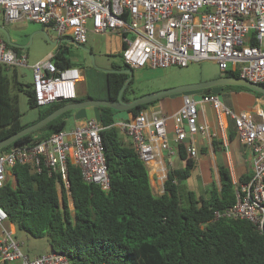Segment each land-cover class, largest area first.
I'll return each mask as SVG.
<instances>
[{
	"label": "built area",
	"instance_id": "built-area-1",
	"mask_svg": "<svg viewBox=\"0 0 264 264\" xmlns=\"http://www.w3.org/2000/svg\"><path fill=\"white\" fill-rule=\"evenodd\" d=\"M35 22L53 29L57 37H69L85 44L88 32L121 35L122 59L131 69L185 67L190 62L213 60L222 73L236 71L252 83H264V0H0V21ZM52 53L32 68V89L38 106L77 97L82 69L60 68ZM0 63L6 67L27 65V57L16 53L0 38ZM210 103L216 129L199 123V105ZM231 119L240 143L249 151L252 171L247 181H234V203L215 211V217L244 219L258 229L264 225V101L258 97L249 110L233 111L214 93L200 101L183 95L182 105L171 115L160 110L141 111L116 126L125 133L145 163L156 159L157 151L177 155L182 147L195 160L198 148L193 139L209 140L225 133ZM172 121L170 146L168 122ZM98 119L85 118L69 130L53 132L33 146H11L0 151V188L13 177L17 164H30L61 175L68 189L67 161L75 164L87 183L109 189ZM188 139V141L186 140ZM69 193V192H68ZM6 223L9 226H6ZM69 264L60 253L29 257L14 237L6 212L0 206V264Z\"/></svg>",
	"mask_w": 264,
	"mask_h": 264
},
{
	"label": "trees",
	"instance_id": "trees-1",
	"mask_svg": "<svg viewBox=\"0 0 264 264\" xmlns=\"http://www.w3.org/2000/svg\"><path fill=\"white\" fill-rule=\"evenodd\" d=\"M56 46L57 51L51 57L53 63L60 68H81L64 55L61 43ZM8 47L18 52L17 47ZM123 66L131 69L123 59L112 68ZM221 76L239 77V74L226 71ZM127 77L121 72L105 73V99L116 100ZM133 82L134 78L124 90L123 100L135 98L131 96ZM217 87L245 90L261 97L243 86ZM217 87L201 92L211 94ZM18 91L26 93L30 107H41L35 102L32 84L24 89L16 67L0 63V141L28 125L20 120ZM75 100L85 98L77 95ZM159 100L138 105L126 113L135 117ZM68 101L72 100L44 106L37 120ZM95 108L102 127L109 189L104 191L85 182L79 168L69 159L68 189L59 174L50 175L45 168L36 171L30 164H17L11 169L14 184L7 181L0 188V206L15 229L32 238L46 239L48 253L64 254L69 264H264V225L260 230L244 219L215 217V211L221 212L235 201L234 183L227 166H218V183L212 181L204 194H197L181 183L190 176L195 161L180 147L184 167L168 173L163 192L154 194L145 163L131 142L125 143L120 136L115 118L119 111L106 106ZM71 114L72 110L62 113L0 151L14 145L33 146L53 132L64 130L66 118ZM232 135L231 130L229 136ZM248 178L241 177L237 182Z\"/></svg>",
	"mask_w": 264,
	"mask_h": 264
},
{
	"label": "rangeland",
	"instance_id": "rangeland-1",
	"mask_svg": "<svg viewBox=\"0 0 264 264\" xmlns=\"http://www.w3.org/2000/svg\"><path fill=\"white\" fill-rule=\"evenodd\" d=\"M25 23H27V27L20 28L12 26V24L6 23L3 20L0 21V26L6 30L8 36L12 40L16 41L15 43L21 46L26 45V47L23 48L17 47V53L26 55L27 65L16 66L18 81L23 84L24 89L31 87L33 82L31 66L34 62L43 54H48L47 52H51L53 54L57 51V46L47 41L44 34L41 32V30H45L48 36L53 40L57 37L53 29L49 26L44 27L42 24L35 22ZM0 38H5L2 31H0ZM84 45L91 49L95 65L98 68L111 69L113 65L122 63L123 45L121 35L118 33L94 34L92 32H88L87 41ZM61 46L64 49V55L68 57L71 62L80 64L81 66L84 79L77 84L78 97L93 100L105 99V72L94 68H91L90 71L88 68L89 63L87 64V54L75 45L64 42L61 43ZM46 54L44 56H46ZM221 75L222 72L220 71L218 65L211 59H205L199 62H190L185 67L171 66L165 69H133L134 82L131 85L133 89L131 96L139 97L141 95L169 87L209 81L216 79ZM198 92L199 91L191 92L188 94L189 98H193L192 94ZM222 92L220 93V97L223 99L225 91ZM18 104L21 113V123L28 125L37 121L40 112H42L44 108V106L39 108L30 107L27 103V95L24 91H18ZM83 109L84 108L72 110V114L66 118L64 130L69 131L74 127L76 120L75 113H82V111H84ZM125 115H127L126 111H119L115 114V117L117 116V119L121 118V120H126ZM119 132L121 136L122 133L120 129ZM177 163L179 165H183L182 160L179 158H177ZM11 183L14 184L12 179ZM181 183L187 186L186 180H182ZM69 207L72 208L70 201ZM6 226H9V224L6 223ZM14 237L20 243L21 250L24 253H27L29 257H31L32 254H40L48 251V243L44 238H32L17 229L14 232Z\"/></svg>",
	"mask_w": 264,
	"mask_h": 264
},
{
	"label": "crops",
	"instance_id": "crops-1",
	"mask_svg": "<svg viewBox=\"0 0 264 264\" xmlns=\"http://www.w3.org/2000/svg\"><path fill=\"white\" fill-rule=\"evenodd\" d=\"M10 24H12V26L20 28L27 27V23H25V21H19ZM12 41L16 42L15 40ZM47 53L50 54L51 52ZM45 54L39 57L34 62V64L48 55L46 54V56H44ZM222 91H225L223 94V99L220 97V93ZM212 93L216 94L221 102H223L225 105H227L229 108L236 112L242 110H249L253 105H255L258 99V97L255 96L253 93L247 92L245 90H240L236 92L233 90H224L220 87H217L212 90ZM183 95H185V93L167 96L166 98L164 97L154 105L148 107L147 109H149V111L154 109L160 110L164 115H171L175 113L182 105ZM192 96L193 99H195L196 101H200L203 96V93L199 91L198 93H193ZM83 110L84 111H82V113H75L76 120L74 125L78 121L85 119L84 117L98 119V110L95 107H87ZM125 117V119L127 120L130 118V115L127 114L125 115ZM115 118L117 121L116 125L121 121H125L121 120V118L117 119V116ZM198 122H205L209 125L212 130L216 129L215 113L210 103L205 102L199 105ZM225 122L226 128L224 135L218 132V137L213 138L212 140H209L199 134L194 135L193 137V139L195 140V144L198 148V157L194 160V168L191 171L190 176L186 179V183L187 187L195 191L197 194L205 193L206 189L209 187L212 181H215L216 183L219 182L218 166L220 164H224L229 168L233 182H237V180H239V178L241 177H249L251 175L252 161L249 151L240 143L233 125V121L231 119H226ZM172 129V121L169 120V143L172 148H176V145L173 141ZM231 130L233 131L232 137L229 136ZM121 133L122 140L125 143L129 144L130 139L128 138V136L122 131ZM177 158L180 159L179 153L175 156H169L166 150L158 149L156 159L151 163L145 164L146 169L148 171L152 192L154 194H161L163 192V184L168 176V173L172 172L174 169L184 167L185 161L182 160L183 165H179L177 163ZM11 179L12 182H14V177H9L8 181L11 182ZM10 228L15 232L16 229L12 224H10ZM48 252L49 246L48 251L44 253ZM37 255L39 254H32L31 257ZM12 264H18V262H14Z\"/></svg>",
	"mask_w": 264,
	"mask_h": 264
},
{
	"label": "water",
	"instance_id": "water-1",
	"mask_svg": "<svg viewBox=\"0 0 264 264\" xmlns=\"http://www.w3.org/2000/svg\"><path fill=\"white\" fill-rule=\"evenodd\" d=\"M0 31L3 32V34L5 36L4 40L8 45H10L12 47H22V48L26 47V45L21 46L15 42H13L10 39V37L8 36V33L6 32V30L1 26H0ZM41 32L44 34L45 39L47 41H49L50 43H52L53 45H57L58 43L68 42V43H71V44L75 45L76 47L86 51L88 53L89 58H90L91 65L93 67L97 68L98 70L103 71L105 73L121 72V73L128 74V77L125 79L122 87L120 88L116 100L85 99V100H81V101L75 100V101L68 102V103L58 107L57 109H55L54 111H52L48 115L40 118L36 122H34L30 125H27L26 127L20 129L16 133L7 137L6 139L0 141V149L13 144L18 138L45 126L47 123H49L53 119L57 118L62 113L69 111V110H73V109L106 106V107H110L116 111H128V110H130V109H132L138 105L150 103V102L156 101L158 99H162L164 97H167V96H170L173 94H184V93L204 90L207 88H213V87H217V86H243V87L251 89L252 91L260 93L261 97L264 98V86L263 85L252 83V82H250L244 78H241V77L221 76V77H218L216 79L209 80V81L198 82V83H189V84L178 85V86L169 87L166 89L157 90V91H154L152 93H147V94L141 95L139 97H135L129 101H126V100L122 99V94H123L125 88L127 87V85L129 84L130 80L133 78V70L132 69H129V68H127V69L98 68L95 65L93 54H92V52H90V49L88 47L82 46L81 44L75 42L73 39H71L69 37H56L55 39L52 40L48 36V34L45 30H41ZM127 114H129V113H127ZM186 140L188 141V139H186Z\"/></svg>",
	"mask_w": 264,
	"mask_h": 264
},
{
	"label": "flooded vegetation",
	"instance_id": "flooded-vegetation-1",
	"mask_svg": "<svg viewBox=\"0 0 264 264\" xmlns=\"http://www.w3.org/2000/svg\"><path fill=\"white\" fill-rule=\"evenodd\" d=\"M82 46H85L84 44H81ZM86 47V46H85ZM78 48V47H77ZM80 49V48H79ZM80 50H82V49H80ZM82 51H84V50H82ZM86 54H87V57H88V59H87V64L89 63V66H88V68H89V70L91 71V68H94V69H96V70H98L97 68H95V67H93L92 65H91V61H90V58H89V56H88V53L86 52V51H84ZM90 52H92L91 51V49H90ZM85 63H86V61H85ZM83 68V67H82ZM112 69H127V67H125V66H123L122 68H112Z\"/></svg>",
	"mask_w": 264,
	"mask_h": 264
}]
</instances>
